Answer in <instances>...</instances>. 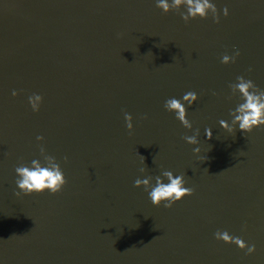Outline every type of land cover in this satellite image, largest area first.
<instances>
[{"label": "water", "instance_id": "obj_1", "mask_svg": "<svg viewBox=\"0 0 264 264\" xmlns=\"http://www.w3.org/2000/svg\"><path fill=\"white\" fill-rule=\"evenodd\" d=\"M157 2L0 0V264H264V126L219 123L243 102L238 76L264 90V0H209L219 23ZM190 91L186 129L164 103ZM32 160L59 163L60 192L15 195ZM163 171L194 189L170 209L134 187Z\"/></svg>", "mask_w": 264, "mask_h": 264}, {"label": "clouds", "instance_id": "obj_2", "mask_svg": "<svg viewBox=\"0 0 264 264\" xmlns=\"http://www.w3.org/2000/svg\"><path fill=\"white\" fill-rule=\"evenodd\" d=\"M181 6L186 7V13L180 12ZM157 7L162 9L165 14L173 10L178 12L185 23L197 17L206 19L209 15V11H211L214 22L219 23L217 8L213 3H210L209 0H171V3H169V0H158ZM224 15H228L227 8L224 9ZM239 55L240 53L238 51L234 56L225 54L221 62L223 64L235 63L236 57ZM236 79L237 83L230 84L229 87L231 88L232 94H235L236 90L239 91L243 102L240 103L234 111L230 112V115L233 117L231 125L224 120H221L219 123L221 127L229 133L235 132L236 125L239 126L241 132L250 133L253 128L264 126V99H262L264 98V90H260L252 80H246L243 76H238ZM12 94L13 96L18 95L15 91H13ZM213 94L215 95V93ZM197 99V94L190 91L183 95V102L176 98L166 100L164 108L169 112H174L176 114V119L180 121L184 128L192 129V124L187 119L185 104L191 106ZM35 101H42V97L35 94L29 97L32 110L38 112L39 107H37ZM124 118L126 127L131 134L133 131L132 116L125 112ZM144 118L146 119L147 117ZM205 134L208 140L213 138L211 129H206ZM198 135L199 130L197 129L193 135H185L183 139L188 144L196 145L199 143L197 139ZM43 139V136L37 137V140ZM40 151L43 152L44 148L41 147ZM193 151L194 153H199L200 149L197 147L194 148ZM47 159L56 161L53 156H49ZM64 160L67 162V157H65ZM31 164L32 166L29 167L21 163L15 168V172L18 176L16 185L19 189V191L15 192L17 197H19L21 193L24 195H31L33 193L40 194L45 191L55 194L60 192L67 183L59 163L53 162L49 167H41L36 160H32ZM145 170V168L140 169L141 173L145 172ZM162 177L166 178L168 183H164ZM154 179L155 185L152 184V176H147L143 179L137 178L134 181V187H143L144 191L148 193L152 204L155 206L163 204L165 208L170 209L176 202L180 201L185 196L194 194L193 188L184 186L186 181L183 174L174 176L171 171H163L162 176H156ZM215 238L226 244H235L241 250L246 249L247 254H251L256 250L254 244L249 246L242 238L231 236L227 231H217L215 233Z\"/></svg>", "mask_w": 264, "mask_h": 264}]
</instances>
